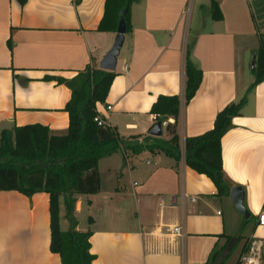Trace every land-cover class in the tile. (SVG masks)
I'll list each match as a JSON object with an SVG mask.
<instances>
[{"label": "crops", "instance_id": "1", "mask_svg": "<svg viewBox=\"0 0 264 264\" xmlns=\"http://www.w3.org/2000/svg\"><path fill=\"white\" fill-rule=\"evenodd\" d=\"M216 1L220 21L212 18V0L134 1L132 30L118 58V75L106 103L97 105L121 138L143 142L153 137L152 106L160 96H180L177 124L184 150L187 138L211 130L218 113L243 98L254 82L248 77L250 56L264 34V0ZM105 4L29 0L22 7L17 0H0V136L3 130L36 124L56 135L67 133L65 107L72 92L57 80H72L88 67L100 68L116 38L99 31ZM188 53L203 80L186 105ZM108 106L113 110L107 112ZM161 138L171 139L164 127ZM222 149L225 180L231 190L243 188L244 205L254 216L242 232L247 220L230 196L218 197L214 183L186 166L184 159L178 163L159 151L118 152L99 163L101 191L76 196L77 230L93 233L94 264H206L216 245L226 242L223 236L238 241L242 236L245 243L264 240V228L258 226L264 209V82L249 94ZM102 165L112 179L107 187ZM130 179L135 181L127 187ZM184 195L196 201H183ZM49 209L46 193L27 197L0 191V264H62L50 250ZM84 213L89 219L82 227L78 215ZM65 215L62 199V230L69 229Z\"/></svg>", "mask_w": 264, "mask_h": 264}, {"label": "trees", "instance_id": "2", "mask_svg": "<svg viewBox=\"0 0 264 264\" xmlns=\"http://www.w3.org/2000/svg\"><path fill=\"white\" fill-rule=\"evenodd\" d=\"M24 7L29 0H17ZM135 0H106L104 17L99 31L114 33L118 31L120 15L125 13L128 33L132 30L131 7ZM212 18L220 21L222 12L216 0H212ZM259 48L254 51V82L239 102L227 105L218 113L214 126L208 132L187 138L184 150L178 135V118L181 113L180 96H160L151 109L158 122L175 119L174 124L165 127L171 136L169 141L148 137L140 142L125 140L116 128L101 127L96 118L98 104H105L117 72H109L96 67H88L84 73L72 80H57L66 84L72 96L65 107L69 115V129L64 135L54 134L50 128L26 125L3 130L0 136V191H17L27 197L46 193L50 199V250L59 255L62 264H94L96 256L91 253V231L77 230L75 217L77 195H96L101 191L99 163L102 159L118 152L139 155L144 151L163 152L178 163L184 159L186 166L200 175L207 176L216 186L220 198L229 197L231 188L225 180L223 168V138L234 127V119L239 117L247 104L249 94L264 82V34L259 36ZM47 80H51L49 77ZM203 80L202 70L191 60L189 53L185 65L184 100L189 105L196 96ZM126 162V160H125ZM66 210L69 229L61 227V200ZM91 204V201L88 202ZM254 220L251 216L241 228ZM226 242L216 245L206 264H226L224 256L231 236H223ZM238 243L234 250L241 242ZM251 240H247L240 257L249 250ZM240 257L237 264L240 262Z\"/></svg>", "mask_w": 264, "mask_h": 264}, {"label": "water", "instance_id": "3", "mask_svg": "<svg viewBox=\"0 0 264 264\" xmlns=\"http://www.w3.org/2000/svg\"><path fill=\"white\" fill-rule=\"evenodd\" d=\"M128 33L125 13L120 15V22L118 26V31L116 33L115 42L110 49V51L103 58L100 63V69L115 72L118 64V58L120 56L121 50L125 43V37ZM256 57L254 56L252 61V70H255ZM151 135L156 138H161L163 136V123L158 122L156 126L152 129ZM245 191L242 187H235L231 190L230 199L234 203L236 210L245 217V220H250L251 215L250 212L246 209L244 205L245 200ZM238 242V238H234L230 243L226 253L224 256H228L233 250L234 246Z\"/></svg>", "mask_w": 264, "mask_h": 264}, {"label": "built area", "instance_id": "4", "mask_svg": "<svg viewBox=\"0 0 264 264\" xmlns=\"http://www.w3.org/2000/svg\"><path fill=\"white\" fill-rule=\"evenodd\" d=\"M106 110L107 112H110L113 110V108L112 106H108ZM154 119L157 121V116H155ZM96 122H98L99 126L101 127H109L106 118H104L101 113H99L98 117L96 118ZM167 124V122H163V127L165 128ZM184 200H191L193 202L196 201L195 198L190 199L186 195L183 196V201ZM174 202H177L176 199H174ZM258 226L264 228V209L258 216ZM174 232L180 236H183L182 229L180 227H175ZM239 264H264V240L262 238H253L251 240L249 250L240 257Z\"/></svg>", "mask_w": 264, "mask_h": 264}, {"label": "rangeland", "instance_id": "5", "mask_svg": "<svg viewBox=\"0 0 264 264\" xmlns=\"http://www.w3.org/2000/svg\"><path fill=\"white\" fill-rule=\"evenodd\" d=\"M192 5H193V2H191L190 3V8H192ZM260 46V44L258 43V44H256V47H259ZM253 58H254V55L251 57L250 56V59H252V60H250L251 62L253 61ZM247 59H248V57H247ZM252 67H251V69H250V72H249V75H248V77H250V79H251V81H253L254 80V76H253V73H252ZM131 141H134V139H131ZM140 141V140H139ZM102 172H104L103 174V176H104V186L105 187H107V183H109L110 185H112V179L110 180V174H108V171H107V169H106V167H104L103 165H102ZM121 177V175L120 174H118V179ZM116 179H117V175H116V177H115ZM114 178V179H115ZM136 179V178H135ZM135 179H130L128 182H127V187H131V181L133 182V181H135ZM77 206V205H76ZM76 213V212H75ZM78 219H79V221H80V223H81V226L82 227H84V226H87L88 225V219H89V215L87 214H80V215H78ZM64 229H66V231H67V228H64ZM63 229V231H65ZM251 228H250V226L246 229V230H244L245 232H247V233H245L244 235L245 236H248L249 235V233H248V231L250 230ZM244 243H245V240L243 239L239 244H238V246L236 247V249L234 250V248H233V250L231 251V253H230V256H229V258L227 259V261H226V264H236V262H237V259L239 258V255H240V252H241V250H242V247H243V245H244Z\"/></svg>", "mask_w": 264, "mask_h": 264}]
</instances>
